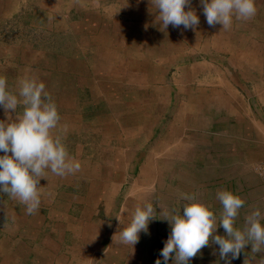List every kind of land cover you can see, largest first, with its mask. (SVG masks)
Masks as SVG:
<instances>
[{
    "label": "crops",
    "instance_id": "obj_1",
    "mask_svg": "<svg viewBox=\"0 0 264 264\" xmlns=\"http://www.w3.org/2000/svg\"><path fill=\"white\" fill-rule=\"evenodd\" d=\"M134 1L130 9L133 25L115 26L103 19L98 24L92 14H87L82 23H71L70 29L61 24L67 38L69 31L82 38L76 45L67 42L69 45L60 50L62 54H57L53 46L50 51L47 50L50 47H32L31 52L20 50L19 56L24 58L21 62L28 66L19 75L12 71L8 77L12 79L9 90L18 96L20 80L35 77L45 83L50 96L60 92L59 99L52 98L61 116L54 133L63 137L70 156L80 162L81 168L65 176L46 170L38 185L41 204L34 214H27L26 205L18 199L7 194L0 197L1 208L5 209L0 211V216L5 217L3 233L0 232V257L5 253L15 261V256L22 255L15 261L18 264H155L157 259L163 264L160 252L170 236L171 225L165 220L167 216L160 213L164 209L165 213L174 211L182 215L183 206L191 201L183 200L181 193L194 195L198 202L211 205L217 217L222 212L217 192L226 190L239 195L245 203L233 225L237 229L242 230L246 217L257 209L264 216V179L258 172L264 165V108L236 98L242 96L240 90L226 89L233 98L223 104L221 128L211 131L209 127L213 129L215 125L209 118L205 127L197 128L196 134L183 142L181 151L170 154L175 155L173 164L169 163L171 157H166L164 147L170 137L158 139L150 150L149 125L133 118L141 114L142 106H148L139 100L144 95L154 98L153 101L158 99L161 92L152 90L164 81L165 66L178 57H168L167 51L180 44L183 36L188 44L197 47L194 41H200L209 32V25L203 11L195 9L192 6L195 0H191L190 7L200 20L199 30L169 25L161 31L158 12L149 0ZM44 21L36 23L46 31H54V24L47 23L48 17ZM118 35L134 42L131 53L123 52L125 59H121L119 67L116 66L119 60H114L119 51L114 48L119 43ZM253 36L256 38L255 32ZM260 46L258 40L241 46L246 61L254 54L253 49ZM132 56L135 62L130 59ZM126 66L142 75L140 83L148 89L136 91L141 97L134 92L129 94L133 105L130 110L128 96L122 101L108 99V104L104 99L118 92L115 80L126 73ZM149 105L152 109L158 107L156 100ZM23 107L19 105L7 115L0 107V120L8 121L9 117L15 120ZM107 111L120 114H105ZM204 128L207 131H200ZM176 140L173 142L181 143ZM160 143L164 145L159 146ZM147 202L153 204L157 213L148 231L139 234L134 247L115 243L113 236L131 222L135 207ZM6 223L10 225L6 227ZM261 223L264 224V219ZM215 235L227 237L223 227H218ZM261 259L264 246L261 252L252 253L251 244L238 258L229 254L221 259L219 245L210 241L189 264H245L246 260L247 264H260ZM167 264H175L174 254Z\"/></svg>",
    "mask_w": 264,
    "mask_h": 264
},
{
    "label": "rangeland",
    "instance_id": "obj_2",
    "mask_svg": "<svg viewBox=\"0 0 264 264\" xmlns=\"http://www.w3.org/2000/svg\"><path fill=\"white\" fill-rule=\"evenodd\" d=\"M134 4V0H0V76L5 77L9 85L12 79L8 77L11 76L12 71L19 75V71L23 70L24 66H28L21 62L24 59L19 56L21 51L31 52L32 47L34 49L50 47L47 49L50 51L53 46L57 54H62L63 47L82 42V38L73 31L68 32L70 36L67 38V32H64L63 28L61 29V24L65 29H68L72 25L71 23L76 25L82 23L87 14H92L98 24L103 19L114 23L115 26L117 24L133 25L134 20L130 16V9ZM192 6L203 11L201 0L193 1ZM255 6L260 11L257 10L256 15L247 21L233 18L232 25L228 29H223L221 24H216L214 27L209 26V32L204 36L202 34L203 37L200 41H194L198 45L197 47L188 44L183 36L180 44L175 45L171 51L170 49L167 51L168 57L174 55H178V57L173 60L171 65L165 66L164 81L156 84V88L152 90L161 92L158 99H155L158 107L154 109L150 107L149 103H155V100L153 101L154 98L150 99L148 95L147 97L144 95L143 99L139 100L140 104L145 101L142 105L148 106L147 108L142 106L141 114L133 118L149 125L147 136L151 137L150 150L153 149L158 139L162 140L164 136L170 137L166 145L159 144L166 148V157H171L169 163L173 164L175 156L170 154L181 151L183 142L189 140L193 134L195 135L197 128L205 127V122L209 121V118L213 122L212 125H215L213 129L209 127L211 131L221 128L219 119L222 118L223 104L229 98H233L227 94V88L233 87L232 89L240 90L242 96L236 98L242 99L243 103L245 101V103L261 105L264 108V61L257 58L256 53L258 52L264 57V0H255ZM51 9L53 11H50ZM46 17H48L47 23L54 24V31H46L36 23L44 21ZM123 28L120 29V32ZM195 28L196 31L199 30L197 26ZM138 31L141 32V30ZM120 32L118 31V33ZM254 32L256 38L253 36ZM228 34L231 35L230 38L227 37ZM257 36L259 37L257 38ZM117 39L119 43L114 48H118L119 51L116 52L114 60H119V64L116 65L119 67L122 63L121 59H125L122 56L123 52L131 53L134 42L126 41L120 38V35L117 36ZM256 40L260 42L261 46L257 49L254 48V54L249 61H246L245 49L241 46H248V42L255 43ZM232 47H237V49H232ZM140 52L144 53V50L140 49ZM131 58L133 62L136 61L133 56ZM260 66L262 69L259 68ZM29 68L33 72V66L30 65ZM124 71L126 73L121 76V79L115 80L118 92L114 91L104 98L107 104L108 99L111 102L120 99L122 101L126 96H128L127 101L130 102L128 99L130 93L134 92L141 97L136 91L139 88L144 91L148 90L145 85L140 83L143 79L142 75L132 71L130 67ZM17 80L14 81L17 82ZM75 89L79 88L75 87ZM122 92L128 94L124 95ZM60 96V92L51 95L52 98L57 99ZM191 97L195 98L191 99ZM132 106L130 102L129 110ZM104 113L120 114L116 111ZM129 115L132 113L129 112ZM200 131L207 130L204 128ZM174 139L181 143L173 142ZM3 194L0 192V197ZM2 203L0 201V208ZM2 210L5 211L4 208L0 209V211ZM4 218V216H0L1 233L4 228ZM6 224V227L10 225ZM18 242L21 243V241ZM15 257L17 258H14L15 261H17L22 255ZM15 261L5 253L0 257V264H18Z\"/></svg>",
    "mask_w": 264,
    "mask_h": 264
},
{
    "label": "clouds",
    "instance_id": "obj_3",
    "mask_svg": "<svg viewBox=\"0 0 264 264\" xmlns=\"http://www.w3.org/2000/svg\"><path fill=\"white\" fill-rule=\"evenodd\" d=\"M158 12L161 31L169 25L192 29L200 23L195 10H191V0H149ZM203 14L209 26L221 24L223 29L231 27L233 18L247 21L256 15L255 0H201ZM190 10L186 11L185 8ZM23 105L22 114L16 119L0 120V192L26 205L27 214H34L41 204L40 180L45 171L57 176L74 174L81 164L70 156L61 135L55 134L61 120L57 104L46 91L45 83L35 77L24 78L19 82V95L9 90L7 79L0 76V107L5 114L16 111ZM183 200L191 201L183 206V214L164 209L171 225V233L160 252L163 264L173 258L175 264H189L210 241L219 245L221 259L231 254L238 258L249 244L252 253L261 252L264 246V224L259 209L246 217L244 228H234V222L245 201L231 191H218L216 199L222 205L219 217L211 210V205L200 203L194 195L181 193ZM156 208L151 202L135 207L131 222L113 236V241L134 247L139 242V234L148 231L151 220L156 219ZM120 222V218L116 217ZM218 227H223L227 237L215 235ZM118 238V239H117ZM155 264H162L157 259ZM230 264V262H229ZM247 264V260L245 261ZM260 264H264L261 259Z\"/></svg>",
    "mask_w": 264,
    "mask_h": 264
},
{
    "label": "built area",
    "instance_id": "obj_4",
    "mask_svg": "<svg viewBox=\"0 0 264 264\" xmlns=\"http://www.w3.org/2000/svg\"><path fill=\"white\" fill-rule=\"evenodd\" d=\"M259 174L260 176L264 179V165H262L260 168H259Z\"/></svg>",
    "mask_w": 264,
    "mask_h": 264
},
{
    "label": "bare ground",
    "instance_id": "obj_5",
    "mask_svg": "<svg viewBox=\"0 0 264 264\" xmlns=\"http://www.w3.org/2000/svg\"><path fill=\"white\" fill-rule=\"evenodd\" d=\"M192 35V34H191Z\"/></svg>",
    "mask_w": 264,
    "mask_h": 264
}]
</instances>
